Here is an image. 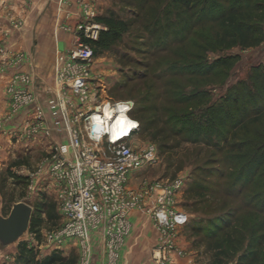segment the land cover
I'll use <instances>...</instances> for the list:
<instances>
[{"label":"rangeland","instance_id":"obj_1","mask_svg":"<svg viewBox=\"0 0 264 264\" xmlns=\"http://www.w3.org/2000/svg\"><path fill=\"white\" fill-rule=\"evenodd\" d=\"M84 1L91 3L95 9L96 16L92 22L103 28L99 30L97 40L90 42L94 51L97 50L95 69L102 71L108 85L106 96L114 101L132 100L136 103L129 115L137 119L141 126L132 145L136 149L154 145L157 150L156 162L133 175L128 188L142 195L147 186L157 181L169 184L183 179L184 186L176 194L174 209L187 214L189 218L187 224L180 227L175 239L176 246L182 251L180 256L175 257H187L190 264H214L218 251L214 236L223 239L229 231L233 232L235 241L240 240L241 235L249 239V228L260 219L264 220V181L255 177L252 171L244 173L242 168L244 165L249 166L250 160L257 162L262 151L254 150L249 142H240L238 135L244 132V127L235 125L239 118H244V123H247L255 114L250 107L244 109L243 99L236 107L231 101L225 100V97L233 95L231 88L234 85L250 76L251 67L264 61V43L249 49L236 47L226 51L210 50L200 41L201 28L196 26L197 31H194L193 23L195 25L196 20L191 21L193 27H190L187 24L188 16L185 18L180 10L176 21L180 24V30L176 32L177 40L172 46V40L168 44L161 34L153 37L146 27L148 24L152 27L157 11L166 6L164 3L158 8L154 3L145 5V0ZM172 1L165 0V3ZM76 3L80 12L79 22L75 27L61 24V27L68 28L67 31L78 29L84 21L78 0ZM68 6L73 7L70 3ZM176 11L174 15L178 13ZM160 14L157 16L163 19ZM110 16L115 19L114 28L119 39L115 44L95 49L93 42L98 41L102 32L108 30L104 18ZM182 19L186 22H182ZM203 31L210 35L208 27L206 30L203 27ZM229 56L240 57L235 60L232 69L218 62ZM207 70L210 71L208 74L201 75ZM53 79L52 72L51 82ZM248 127L252 132L248 138L252 139L256 135L254 142L260 141L264 145V119L250 123ZM14 143L15 153L10 155L11 160L0 172V191L6 202L4 216L9 214L14 202L22 200L42 209L36 213V217L42 218V223L40 237L31 231L18 243L0 249L2 264L14 263L13 259L18 257L19 243L26 242L32 246L43 243L47 232L61 228L65 222L57 209L56 191L50 185L45 187L40 196H30L28 175L37 171L47 151L36 148L37 143L29 151L21 147L22 144L19 143L21 146L18 147ZM248 152L254 154H251L252 158L243 155ZM251 167L255 168L256 164ZM155 195L146 196V207L153 206ZM252 208L260 211L259 214ZM215 223L221 225L220 229L213 225ZM192 225L204 229L194 236L190 230ZM208 227L214 228L212 235L208 233ZM183 229L193 244L191 256L178 243ZM158 234V244L153 250L154 262L160 244L159 231ZM235 243L227 250L228 258H221L224 264H237L240 252L245 249L246 243ZM234 247H237L238 252ZM72 251L79 264V243L72 245ZM42 252L45 255L49 250L44 247ZM175 257L172 255L171 264H179ZM94 258L93 250L92 262Z\"/></svg>","mask_w":264,"mask_h":264},{"label":"built area","instance_id":"obj_2","mask_svg":"<svg viewBox=\"0 0 264 264\" xmlns=\"http://www.w3.org/2000/svg\"><path fill=\"white\" fill-rule=\"evenodd\" d=\"M78 4L84 21L74 29L72 47L56 49L52 85L37 91L32 73H15L7 86L10 107L0 118V133L27 151L36 143L50 141L37 171L28 175V188L30 196H40L46 186H52L65 222L47 232L45 242L33 246L44 255L42 248L57 251L67 240L76 239L81 246L79 264H92V235L99 233L107 249L105 264H118L119 249L132 229L130 214L139 210L151 217L160 232L155 262L171 264L172 255L182 254L175 239L189 218L174 209L184 181H157L142 195L128 188L133 175L156 162L157 150L154 145L142 149L132 145L141 126L129 115L136 103L106 96L107 83L95 70L90 42L97 40L103 28L92 22L96 12L91 3L78 0ZM14 25L20 27L23 22ZM0 51L5 56L2 72L29 61L24 54L10 57L3 48ZM122 113L125 124L132 125L127 134L115 138L111 130ZM152 193L156 194L154 204L148 208L144 200Z\"/></svg>","mask_w":264,"mask_h":264},{"label":"trees","instance_id":"obj_3","mask_svg":"<svg viewBox=\"0 0 264 264\" xmlns=\"http://www.w3.org/2000/svg\"><path fill=\"white\" fill-rule=\"evenodd\" d=\"M150 3H154V6L157 4L156 6H158V8H160V5L163 3L166 6L164 9H159L157 11V15L161 13L160 15L163 16V19L156 15L151 23L152 27H150L149 24L146 25V27L150 30L153 37L162 35L161 37L164 38L168 44L171 43L170 40H172V46H175L178 35L176 32L180 30V24L176 22L179 16L177 14H180V10H182L185 18L188 16L187 24H190V27L192 26L191 21L193 22V20H196L197 23L195 25V22L193 23L194 31L196 30V26H198L199 29L201 28L203 34L200 32V41L205 47L210 48V50L218 49L220 51H226L236 47L249 49L259 47L264 43V0H173L168 4L165 3V0H145V5ZM166 8L169 9L166 10ZM174 10H178L176 11L178 13H175V15ZM104 19L108 26V30L102 32L98 41L93 42L95 44V49L115 44L119 39L116 29L114 28V17L110 16ZM182 22L185 23V19H182ZM203 27L205 30L208 27L210 35H207L206 32L203 31ZM166 49L167 47H165V50ZM96 52L97 50L94 51L95 54ZM238 59H240L239 56H229L218 62L221 66L232 69L235 60ZM209 72L207 70L201 75L204 76ZM231 91L234 92L233 95L231 97H225L227 102L231 101L234 107H236L239 106V103L243 99L244 109L250 107L251 111L255 114V116L251 118L252 120L249 119L250 121L247 123H244V118L242 117L236 121L235 125L238 124L244 127V132L238 135L239 141L243 143L249 142L250 145H253L252 147H254V150L262 151L257 162L250 160V165H244L242 168L244 173L252 171L251 173L254 174L255 177H259L263 182L264 145H262L260 141L258 143L254 142L256 135H254L255 137L252 139L248 138V136L252 134L248 126L250 123L253 124L254 122L260 121V119H264V61L251 67L250 76H248L247 79H241L231 88ZM154 120L155 119H151V121ZM239 148L242 149L244 147ZM251 154L253 153L248 152L243 155L247 158H252L255 152L253 155ZM254 163L256 167L251 169V165ZM42 207H44V205H42ZM247 207L250 206L247 205ZM41 210L42 209L38 206L34 207V214L29 229V232L33 231L38 237H40V224L42 223V218L36 217V213L39 211L41 212ZM252 210L256 209L252 208ZM255 212L259 214L260 211L256 210ZM216 224L217 223L213 225ZM220 227L221 225H216L217 229H220ZM200 229L203 230L204 228L202 229L195 225L190 227L194 236L200 234L198 232L201 231ZM242 229H245V227ZM207 230L210 235L214 233V228L208 227ZM249 230L251 234V238L249 239H245L246 236L243 237L241 235L240 240L235 241L233 232L229 231H227L228 233H226L223 239H218L217 236H214L216 237L215 248L218 250L214 264H224L221 258H228L229 254L227 250L229 247L235 246V242H239L237 243L239 245H244L246 243L245 249L240 252L238 256L237 264H264V220L260 219L257 223H253ZM219 231V233H222L221 230ZM234 248L236 251L237 247ZM75 262L74 258H67L64 256L62 251H53L52 253L41 256L39 250L35 246L29 247L26 242L19 243V253L16 264H74Z\"/></svg>","mask_w":264,"mask_h":264},{"label":"crops","instance_id":"obj_4","mask_svg":"<svg viewBox=\"0 0 264 264\" xmlns=\"http://www.w3.org/2000/svg\"><path fill=\"white\" fill-rule=\"evenodd\" d=\"M76 2L77 0H0V49L3 48L6 51V56L24 54L29 58V61L24 62L20 67L2 72V60L5 56L0 51V118L9 110L11 98L7 93V85L15 73H32L36 82L33 88L37 91L44 85H52L50 75L52 72L54 74L56 49L68 50L73 45L74 30L72 29L74 28L67 31L60 25L69 24L75 27L79 22L80 12ZM68 3L73 7H69ZM19 21L23 22L20 28L14 25ZM95 70L102 74V71ZM49 143L50 141L42 142L36 148H42L48 152ZM14 146L16 144L9 137L0 133V172L11 160L10 155H14ZM2 194L0 191V214L4 215L6 202ZM20 201L22 200L16 202ZM57 209L61 215L58 204ZM130 220L132 230L121 248L119 264H156L153 259V250L158 244L159 234L151 217L142 211L135 210L130 214ZM185 233L183 229L178 243L188 252L187 255L191 256L190 248L193 244L187 239ZM75 244H78L76 239H69L59 251H62L67 258H74L76 261L74 264H78V258L72 254V245ZM92 246L95 253L92 264H103V262L105 264L107 249L101 234L92 235ZM49 253L52 252L49 251L46 254ZM175 258L179 264H190L187 257ZM13 260L12 264H16L17 258ZM0 264H2L1 261Z\"/></svg>","mask_w":264,"mask_h":264},{"label":"water","instance_id":"obj_5","mask_svg":"<svg viewBox=\"0 0 264 264\" xmlns=\"http://www.w3.org/2000/svg\"><path fill=\"white\" fill-rule=\"evenodd\" d=\"M34 207L20 201L13 204L7 216L0 214V249L18 243L30 229Z\"/></svg>","mask_w":264,"mask_h":264},{"label":"bare ground","instance_id":"obj_6","mask_svg":"<svg viewBox=\"0 0 264 264\" xmlns=\"http://www.w3.org/2000/svg\"><path fill=\"white\" fill-rule=\"evenodd\" d=\"M126 116L125 113H122L116 123L113 125V128L111 130V133L113 134V137L118 138L122 134H127L129 131L130 126L132 125V122L125 124Z\"/></svg>","mask_w":264,"mask_h":264}]
</instances>
